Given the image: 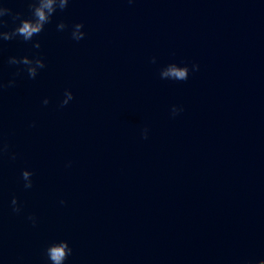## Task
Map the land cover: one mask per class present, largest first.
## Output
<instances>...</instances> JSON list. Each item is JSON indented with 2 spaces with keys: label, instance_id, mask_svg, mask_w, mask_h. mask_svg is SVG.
I'll list each match as a JSON object with an SVG mask.
<instances>
[{
  "label": "water",
  "instance_id": "water-1",
  "mask_svg": "<svg viewBox=\"0 0 264 264\" xmlns=\"http://www.w3.org/2000/svg\"><path fill=\"white\" fill-rule=\"evenodd\" d=\"M0 3L30 15L24 0ZM36 41L0 54L5 83L9 56L46 64L0 97L17 157L0 163V264H48L58 240L73 250L65 264L264 260V0H70ZM171 63L186 81L160 78Z\"/></svg>",
  "mask_w": 264,
  "mask_h": 264
},
{
  "label": "clouds",
  "instance_id": "clouds-1",
  "mask_svg": "<svg viewBox=\"0 0 264 264\" xmlns=\"http://www.w3.org/2000/svg\"><path fill=\"white\" fill-rule=\"evenodd\" d=\"M27 4V9L30 15L28 18L24 17L22 12H13L9 7H5L3 3H0V54L3 52L4 42H10L14 40H22L24 43H31L34 49H40L41 44L36 41L33 42L34 37H38L45 28V25L52 22L53 16L57 12H64L70 3V0H24ZM134 0H128V3H133ZM5 17L10 18L11 25ZM84 25L82 23H76L71 26L70 36L71 39L79 42L84 39L85 33L82 31ZM69 28V25L64 22H60L56 25V29L59 32H63ZM5 29H9L5 31ZM152 63H156L155 58L152 59ZM7 64L10 67H15V71L12 73V77L4 82L0 77V97H2L6 89L15 87L16 79L18 77L27 76L30 80H35L40 71L46 68V64L41 55L37 52L31 57L25 56H9ZM193 71H198L199 66L192 65ZM160 78L164 80L172 81H186L189 77V68L187 66H180L175 63H171L162 68L159 72ZM74 96L70 90H65L63 99L59 102V107H66ZM43 104L47 106L49 104L48 99L43 100ZM183 111L182 107L173 106L171 108V114L173 117ZM33 127L35 125H32ZM142 138H148V129L142 130ZM10 160H15L16 154L10 151L9 144L5 141L2 130H0V163L3 162L5 157ZM66 167H71L69 162ZM33 173L28 170H23L21 173V180L23 181V187L25 189H31L33 187ZM65 201L61 200L60 204L63 205ZM10 207L13 213L20 214L22 207L16 197H13L10 201ZM27 220L33 227L38 224V218L35 215H29ZM72 248L65 240H58L50 242L44 249V256L47 258L48 264H65L69 256L72 255ZM243 264H264V260L255 261L254 259H247Z\"/></svg>",
  "mask_w": 264,
  "mask_h": 264
}]
</instances>
